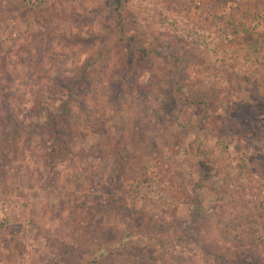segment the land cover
<instances>
[{"label": "rangeland", "instance_id": "obj_1", "mask_svg": "<svg viewBox=\"0 0 264 264\" xmlns=\"http://www.w3.org/2000/svg\"><path fill=\"white\" fill-rule=\"evenodd\" d=\"M115 1L0 0V264H264V0H121L137 44Z\"/></svg>", "mask_w": 264, "mask_h": 264}, {"label": "trees", "instance_id": "obj_2", "mask_svg": "<svg viewBox=\"0 0 264 264\" xmlns=\"http://www.w3.org/2000/svg\"><path fill=\"white\" fill-rule=\"evenodd\" d=\"M115 2H116L115 12L117 16L116 24L120 28L121 38H123V40H130L129 42L133 43L135 42V39H134L135 37L134 36L127 37L125 33L126 28L123 26V21H121L122 20L121 16H123L121 14L122 2L121 0H116ZM257 16L258 15L255 16L254 14H250L249 18L250 20H254V18ZM246 19H247V16L246 17L243 16V19L241 20L243 21V23H241V27H243V29L241 28L242 30H245L244 21ZM219 20L223 21L222 24L225 30L228 31L229 28H232L233 24L230 23V19L223 17V18H219ZM236 32H237V28H234V30L232 31V34H235ZM162 40L168 41L167 39H161L160 42H162ZM135 44L137 43L135 42ZM155 49H156L155 46L151 47V50L155 51ZM135 53H138L137 55H140L141 59L142 58L146 59L148 55V49L147 50L140 49V48L135 49ZM172 57L174 61L172 65L175 68L182 66V67H179V72L176 74V77L178 79L174 83L175 84L174 86H176V92L181 94V97L179 96L180 102L183 105H195L197 106V108H204V109L207 108L206 100L208 99V97L205 94L200 93L199 91H194L193 96L190 94L184 96L183 94L184 88H186V86L189 85L188 83L189 78L187 74L185 73L186 72L185 67H190V64L192 63L191 57L193 56L189 52H183L181 54H179V52H176V53H172ZM77 73H79L78 78L75 80H72V83L71 82L69 83L67 81H65L64 84L63 82L59 83V88L57 89L60 91V93H62L63 95L67 97L66 101L62 103L60 113L57 115L49 116L46 122L41 127L39 126L37 128L38 131H40L41 133L47 132L50 135V138L53 141L52 143L53 148L51 151H52L53 156H55L56 159H59V156H61V159L64 158V156L62 157L61 155L63 153L62 152L63 146L61 143V137L58 134L57 124L63 126L65 129L75 128L78 126V124H88L87 119L90 118V116L92 115V110L89 111L90 109L89 105L88 103H86L87 96L92 93L88 89H85L84 87H82V86H87V83H86L88 81L87 71L86 69H79ZM102 77H103V74H98V78H100V80ZM126 80L127 79H125L123 82H126ZM115 92H118V90H116ZM115 92L113 96H116ZM211 99L212 98L209 97V100ZM71 118H74V119H71Z\"/></svg>", "mask_w": 264, "mask_h": 264}]
</instances>
